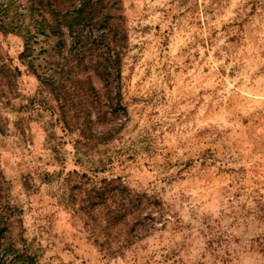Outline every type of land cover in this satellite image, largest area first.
<instances>
[{
  "label": "rangeland",
  "instance_id": "374dc122",
  "mask_svg": "<svg viewBox=\"0 0 264 264\" xmlns=\"http://www.w3.org/2000/svg\"><path fill=\"white\" fill-rule=\"evenodd\" d=\"M115 176L156 222L108 254ZM0 220V264H264V0H0Z\"/></svg>",
  "mask_w": 264,
  "mask_h": 264
},
{
  "label": "trees",
  "instance_id": "16d2710c",
  "mask_svg": "<svg viewBox=\"0 0 264 264\" xmlns=\"http://www.w3.org/2000/svg\"><path fill=\"white\" fill-rule=\"evenodd\" d=\"M82 209L92 231L101 239L94 242L108 254L129 246L146 235L156 220L146 208L152 201L145 193L132 190L120 176L104 177L82 190ZM74 194H72V198ZM74 199V198H73ZM5 226L0 220V233ZM21 264H40L31 255L21 258Z\"/></svg>",
  "mask_w": 264,
  "mask_h": 264
}]
</instances>
